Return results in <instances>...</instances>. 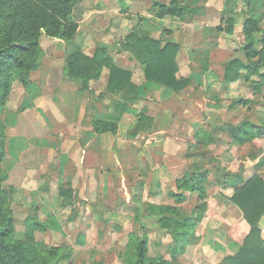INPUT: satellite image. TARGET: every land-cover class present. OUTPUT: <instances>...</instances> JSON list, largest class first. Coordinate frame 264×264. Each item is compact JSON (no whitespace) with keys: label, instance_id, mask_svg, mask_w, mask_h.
<instances>
[{"label":"rangeland","instance_id":"obj_1","mask_svg":"<svg viewBox=\"0 0 264 264\" xmlns=\"http://www.w3.org/2000/svg\"><path fill=\"white\" fill-rule=\"evenodd\" d=\"M155 1L81 0L75 16L79 27L86 24L88 18L96 20V25L91 27V37H84L83 26L71 41L42 36L41 66L32 72L29 85L15 77L1 108L7 129V156L2 166L8 174L4 183L11 186L13 192L11 206L16 236L26 238L28 218L46 221L48 229L36 230V239L48 246L72 249L71 256L59 264H122L132 231L147 234L152 251L168 255L165 245L168 236L158 225V215L147 211L148 205L171 204L194 215L196 206L205 202L207 210L209 196L223 180L225 172L235 173L248 160L258 164L264 159V133L242 145L235 141L229 129L246 119L264 123V66L261 74H253L250 80L240 78L227 82L224 79L231 59L240 57L247 61L241 42L243 24L248 17L257 18L261 30L255 36L264 38V0L250 3L246 0H180L188 5L186 15H166L165 21H159L156 16ZM223 16L224 19L235 18L233 33L217 28L225 26ZM117 23L124 26L119 28L114 25ZM131 29L149 32L163 42L180 43L178 74L194 79L180 92L165 91L160 97L153 93L150 102L156 104L149 107L153 109L150 126L137 133H133L136 127L121 130L122 141L117 137L111 148L112 155H106V159L114 156L115 161L106 162L108 166L102 171H93L90 175L75 165L73 155L67 154L72 143L68 144L65 135L66 105L78 107L83 96L82 99H88L90 105L99 109L96 86L100 81L106 82L101 101L113 98L116 105L117 99L106 89L109 67L103 69L99 79H91L89 87L82 89L80 82L65 70L66 58L84 48L93 54L98 46L109 44L116 64L139 70L144 65L131 52L117 51L116 44ZM173 33L171 39H165ZM125 60L130 61L126 66ZM256 82L263 84L261 91L255 88ZM245 99H252L253 103L239 101ZM49 102L57 105L55 113L49 111ZM136 108L138 116L146 112ZM98 109H89L88 113L98 117L102 113L101 107ZM106 109L116 111L118 108ZM165 109L177 116L155 122L158 113ZM112 114L113 111L107 116ZM30 117L35 119L34 123L29 121ZM208 133L217 139L215 143L199 137ZM148 139L157 153L150 161L144 149ZM21 165L26 170L34 169L25 173L20 170ZM192 168L207 169L205 196L184 191L186 200L178 202L169 192L178 191L176 179ZM258 173L264 176V170ZM90 176L93 179H88ZM261 231L264 239L263 225ZM241 233L238 240L247 234Z\"/></svg>","mask_w":264,"mask_h":264},{"label":"trees","instance_id":"obj_2","mask_svg":"<svg viewBox=\"0 0 264 264\" xmlns=\"http://www.w3.org/2000/svg\"><path fill=\"white\" fill-rule=\"evenodd\" d=\"M246 1L250 3L252 0ZM80 2L81 0H0V264H59L72 253V249L48 246L36 239V230L48 229V223L41 219L28 218L26 238L16 236L11 206L13 192L11 186L4 183L8 174L2 166V161L7 156V129L1 108L8 99L15 77L17 76L24 85H29L32 72L41 66L44 56L40 43L42 36L65 41L75 38L79 31V19L75 16V9ZM153 5L159 18L166 15L184 17L188 10V5L180 0H156ZM223 20L225 26L219 25L217 28L233 33L235 18L229 16L224 19L223 16ZM260 30L255 16L252 15L244 21L241 48L246 53L247 61L240 57L231 59L224 73L226 81L233 82L240 78L250 80L253 74H261V68L264 66V38L255 36ZM116 45L118 52H131L144 65L147 80L170 87L176 92L192 84L190 77L178 74L180 43L163 42L149 32L131 29ZM110 47L109 44H102L93 54L84 51L69 54L65 70L71 78L80 82L82 89H86L91 79H99L103 69L109 67L106 89L116 97V106L122 113L137 103L142 94L139 86L133 81V72L114 62L109 52ZM262 85L261 82H256L257 91H261ZM239 101L253 103L252 99ZM119 119L117 115L104 119L98 116L93 120L94 130L99 133H115ZM151 121L153 118L150 115L141 113L133 133L146 130ZM229 129L235 141L244 144L264 133V123L258 124L246 119L239 125L230 126ZM203 138L209 143L217 141L209 133ZM263 165L264 159L259 161L257 170L249 178L245 175L242 165L235 173L225 172L222 183L234 188L230 199L242 210L250 230L239 240V250L227 255L220 264H264V239L261 231V220L264 216V176L258 173ZM206 175L207 169L192 168L176 179L178 191H170L169 195L178 202L186 200L184 191L198 192L201 197L205 196ZM206 205L205 202L197 205L192 215L181 211L179 206L150 203L147 211L158 215L159 227L172 238L167 248L171 258L157 251L151 252L148 235L132 231L129 233L122 264H174L185 252L188 243L194 239L196 228L204 217Z\"/></svg>","mask_w":264,"mask_h":264},{"label":"crops","instance_id":"obj_3","mask_svg":"<svg viewBox=\"0 0 264 264\" xmlns=\"http://www.w3.org/2000/svg\"><path fill=\"white\" fill-rule=\"evenodd\" d=\"M165 20L166 18L163 17L160 18L159 21ZM94 25H96V20L91 21V19L89 18L86 21V24H82V26L85 27L83 31L84 37H91V27H94ZM114 25L119 26V28L120 26H124V24L121 25L119 23ZM82 26H80L79 29H81ZM131 26L132 23H129V27ZM124 32L126 33L125 30ZM174 34L175 33L169 35L168 38L165 39H171ZM174 40L177 41L176 38ZM86 44L90 43L86 42ZM83 50L88 54L90 53V49L84 48ZM117 55L120 57L121 53ZM128 62L130 61L125 60L124 65L126 66ZM141 68L139 70H134V67H130L128 69L133 72V81L139 86L142 97L138 101V103H136L137 105H133L132 107L130 106L127 111H124L121 114L118 109H116V111L118 110L117 112L114 111V109H106L107 107L114 108L116 106L114 103L115 100L113 98L112 101H110L105 97V102L101 101L103 100L101 99L102 88H104L106 82L102 83L100 81L96 86V89H98V104L100 105H98L97 107H99V109L101 107L102 109V113L99 117H101L102 119L107 118V115H109V113L113 111L112 115H117L120 118L118 120V129L115 133H99L94 130L93 120L96 118V116L89 114L88 110H95L98 108H95V106L90 105L88 99H82L83 96H81V101L78 107L66 105V125L64 126L65 135L68 144L70 145L72 143V147L69 152H67V154L69 153L70 155H73V161L76 163L75 165L80 168V170L88 171L91 175L93 171H102L105 166H108L106 162L109 163L112 160L115 161L114 156L106 159V155H112L113 149L111 148H113V143L115 142L117 137L119 138L118 140L122 141L120 139L121 130L125 129L128 131L129 128L136 127L139 119V110H137L136 107L142 109V111H146V114L151 115L153 114V109H150L149 107H153L156 104L154 103L153 99V102H150L153 93H155V96L160 97L162 94L165 93V91H167L168 93H172V91H174L170 87L147 80L144 76V66L142 68L143 70ZM190 78L194 79L193 76H190ZM47 105L49 107V111L51 113H55V110H57V105L54 102H49ZM171 116H173V113L171 115V113L169 114V111L165 109L164 112L158 113V117L155 118V122H165L164 120L171 119ZM176 116L177 114H174L173 117L175 118ZM37 119L38 118H36V120ZM29 121H32L34 123L35 119L30 117ZM36 123L38 122L36 121ZM200 132L201 134L203 133V131L201 130ZM143 133L145 134V132ZM202 135H199V137L203 138ZM149 139L146 141L144 149H146V156H149L148 159L150 161L153 155H157V153L155 151L156 149L154 148V146H150ZM106 141H109V146L106 145ZM241 165H243L245 169V175L248 178L254 175L258 166L257 162L252 160H248ZM32 169L34 168H29L27 170ZM20 170H23L25 173L27 172L26 168L22 165ZM261 170H264V166H262L258 171ZM88 179H93V176H90ZM233 192L234 188L227 185L226 183H222V181L217 185V187L214 188V191L209 196V206L205 212V216L199 222V225L196 228V235L194 239L190 243H188L185 252L179 256V258L175 261L174 264H218L222 262V260L227 255L234 254L239 250L240 243L238 240V235H241V232L248 233L250 230V226L248 225V222L244 219L243 213L240 208L235 205L229 198L232 196ZM261 225H263L264 227V219L261 221ZM235 227L236 229L234 231ZM166 235L168 236L166 237V239H168V244L166 243L165 245L166 248H168V245L171 243L172 238L170 235ZM150 250L151 252H155L154 250L152 251L151 247ZM166 257L171 258L169 253L168 255H166Z\"/></svg>","mask_w":264,"mask_h":264}]
</instances>
